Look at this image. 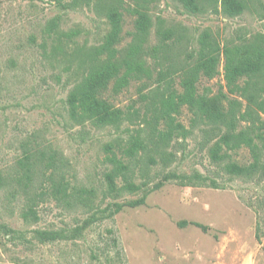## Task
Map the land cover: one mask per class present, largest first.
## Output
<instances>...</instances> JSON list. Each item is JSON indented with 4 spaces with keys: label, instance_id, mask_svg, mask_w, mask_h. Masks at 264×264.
<instances>
[{
    "label": "rangeland",
    "instance_id": "374dc122",
    "mask_svg": "<svg viewBox=\"0 0 264 264\" xmlns=\"http://www.w3.org/2000/svg\"><path fill=\"white\" fill-rule=\"evenodd\" d=\"M149 6L155 25L142 50L151 63L159 56L152 48L160 20L185 36L182 57L192 60L205 28L214 30L223 49L264 34V0L236 16L225 14L219 3L197 14L182 0H149ZM51 18L58 19L64 33L60 39L48 33ZM134 19L125 15L122 45L134 32ZM112 30L91 0H78L68 10L56 0H0V171L6 179L0 186V264H264V173L250 178L228 174L211 153L223 131L201 123L192 127L187 107L179 120L190 128L188 135L175 137L165 148L168 154L152 152L157 163H149L143 151L134 159L128 175L142 189L108 193L105 174L113 167V152L128 161L124 149L133 136H144L152 147L148 137L155 114L150 82L133 79L120 93L110 89L105 94L125 112L137 111L120 126L71 120L67 97L81 78L80 58ZM242 51L236 49L235 56ZM220 72L212 80L202 79L200 89L226 92L224 60ZM213 108L214 103L206 111ZM27 153L32 166L23 187L18 178ZM53 157L69 182L68 192L92 190L93 203L69 204L53 195V183L60 178ZM232 159L247 163L249 150L234 152ZM168 172L177 177L151 190ZM197 173L206 179H194ZM118 183L124 186L122 178ZM146 192L144 204L107 216L115 202ZM30 206L36 213L25 220L22 214Z\"/></svg>",
    "mask_w": 264,
    "mask_h": 264
},
{
    "label": "trees",
    "instance_id": "16d2710c",
    "mask_svg": "<svg viewBox=\"0 0 264 264\" xmlns=\"http://www.w3.org/2000/svg\"><path fill=\"white\" fill-rule=\"evenodd\" d=\"M56 1L61 8L68 10L75 9L78 0ZM91 1L94 10L110 20L113 30L104 42L91 45L80 58L78 70L81 78L73 85L67 97L71 120L81 125L93 123L99 127L120 126L126 117L135 115L137 111L125 112L106 98L105 94L110 89L114 94L120 93L133 79H146L150 82L155 111L153 131L150 135L147 134L153 141L152 147H148L144 136H133L124 149L128 161L118 158L113 152L111 157L113 167L105 174L108 193L117 194L122 188L130 192L142 189V184H137L128 175L133 172L134 159L143 151L148 152L149 163H157L158 160L152 152L168 154L165 148L175 137L190 133V128L179 120L184 107L192 113V127L201 123L223 131L214 142L211 153L215 161L224 163L223 168L228 174L250 178L258 173H264V34L252 43L223 49L222 42L214 30L205 28L197 39V57L192 60L189 56L182 57L185 36L173 27L165 26L160 20L156 31L157 43L152 48L159 56L155 63H151L145 59L142 50L155 25L149 0ZM182 2L193 14L202 13L205 6L219 3L225 14L236 16L249 9L256 0H182ZM126 14L135 16L134 32L130 40L122 45V23ZM48 33L57 35L59 39L63 36L58 19L49 20ZM78 33L77 30L73 36ZM239 48H243V51L236 57L235 51ZM223 60L226 92L222 88L215 92L208 86L201 90L202 79L212 80L221 73L220 66ZM146 84L147 82H144L141 86ZM212 103L213 111L207 112L206 107ZM161 123H164V128L158 127ZM242 148L249 150L250 160L247 163L232 159L233 153ZM29 159L30 155L27 153L25 159L21 161L24 172L18 178V183L23 187L27 185V183L24 185L23 179L30 178L32 164ZM55 159L56 157H53V171L59 172L60 178L53 183V195L64 198L69 204L93 203L92 190L68 192L69 182L65 181V174L57 169ZM174 177H177V174L168 172L164 181L154 184L151 190L158 189L165 181ZM120 178L124 181L123 187L118 183ZM194 179L206 178L197 173ZM5 182V176L0 171V186ZM211 183L218 187L216 181L212 180ZM147 195L148 192L134 200L115 202L113 204L115 210L107 216L122 211L126 206L137 207L144 204ZM95 212L100 213L102 209L97 208ZM35 213L30 206L22 216L28 220ZM187 223L182 221L180 225L185 226ZM38 232L42 236L56 235L54 231Z\"/></svg>",
    "mask_w": 264,
    "mask_h": 264
}]
</instances>
